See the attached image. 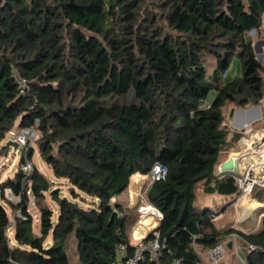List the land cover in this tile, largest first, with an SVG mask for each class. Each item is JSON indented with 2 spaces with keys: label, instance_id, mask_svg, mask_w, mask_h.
Returning <instances> with one entry per match:
<instances>
[{
  "label": "trees",
  "instance_id": "obj_1",
  "mask_svg": "<svg viewBox=\"0 0 264 264\" xmlns=\"http://www.w3.org/2000/svg\"><path fill=\"white\" fill-rule=\"evenodd\" d=\"M263 16L264 0H0V143L38 119V153L69 194L61 197L60 184L54 190L35 166L0 184V264H72L71 244L76 264H112L120 245L131 255L138 213L113 198L155 163L167 173L144 198L162 214L156 230L165 248L143 264H199L195 246L211 249L231 234L254 247L247 264H264V188L250 195L263 204L251 235L216 228V209L196 193L239 195L233 177L215 176L214 166L240 137L223 107L264 101V64L249 35ZM234 56L240 74L225 80ZM17 78L26 80L23 94ZM2 202L24 215L14 221L12 245Z\"/></svg>",
  "mask_w": 264,
  "mask_h": 264
},
{
  "label": "built area",
  "instance_id": "obj_2",
  "mask_svg": "<svg viewBox=\"0 0 264 264\" xmlns=\"http://www.w3.org/2000/svg\"><path fill=\"white\" fill-rule=\"evenodd\" d=\"M222 77H226V71L222 73ZM17 86L20 94L24 93L26 87V80L24 78H17ZM200 108L209 109L210 104L206 101L200 103ZM240 132L238 140L239 150L235 153L234 157L229 159L233 165L231 169H222L219 167L217 174L222 177L225 173H230L235 180L237 188L239 190L240 197H249L255 187L264 188V125L251 124L244 127ZM41 132L39 130V120L34 119L30 126L10 129L6 136L9 140L15 142L18 145L17 151L20 152L23 158V163L19 166V170L24 174H29L32 171L33 165L26 158V153L30 147L35 144L40 137ZM16 152V151H15ZM167 173V169L164 165L155 163L152 165L148 178V185L159 181ZM28 189L26 194L30 193V183L27 184ZM148 187V186H147ZM147 189V188H146ZM11 194L15 202L18 201L19 196H13L9 189H6ZM141 202V203H139ZM135 206L139 223L145 218H149L151 226L144 236L135 239L134 234L130 235V244L133 247V253L129 256L125 254V246L120 245L117 251V257L112 264H143L146 259H156L162 250H164V244L160 241V236L156 230L159 222L162 220V214L150 205L147 201H139ZM35 206L34 202L29 201L27 204V211L29 207ZM263 216V213H261ZM15 219H24V215L21 211L13 213V225ZM149 235V237H146ZM231 237H237L231 234ZM225 246L222 243L216 244L213 248L203 251V257L208 264H221L222 259L226 255ZM254 247L248 246L247 251H252ZM241 253V254H240ZM236 253V257L239 259V264H247L245 254L240 252ZM182 260L175 258L171 264H181Z\"/></svg>",
  "mask_w": 264,
  "mask_h": 264
},
{
  "label": "rangeland",
  "instance_id": "obj_3",
  "mask_svg": "<svg viewBox=\"0 0 264 264\" xmlns=\"http://www.w3.org/2000/svg\"><path fill=\"white\" fill-rule=\"evenodd\" d=\"M262 22L264 23V16H263ZM258 61L259 62L261 61L260 63L264 64L263 57H261V59ZM211 71H212V68L208 67L207 73H210ZM227 71H228L227 80L232 79L240 74L239 61L235 56L230 59L229 67ZM212 98H213V93H210L209 99H212ZM249 107L250 106H248L247 108ZM260 109H261L260 120L255 121L253 124L264 125V106H261ZM226 125L230 129H234L233 126L230 124V122L226 121ZM8 140H9L8 137L5 136L4 140L0 143V183L5 181L7 178H10V179L13 178L14 174L19 170V166L22 164V162L20 161L22 158V155L20 154V152L19 151L14 152L11 148H7L5 146V143ZM30 148H32V151H33L32 157L30 159V162L32 163V165L35 166L37 170L46 177V179H48L49 181L52 180L56 182L53 184V186L55 187L54 190L57 188L58 184H60V188H61L60 196L61 197H64V196L69 197L66 182L54 179L50 167L41 159L38 153V150H37L36 143L33 144ZM238 150H239V146L237 142L235 149H233V151L237 152ZM148 183L149 181L147 178L145 189L147 188V186H149ZM5 190H4V196L9 201L15 202L11 194ZM196 193L202 199L204 198V200H206V202L208 203H209V200H212L211 204L208 207L211 209H216L217 216L214 219V223L216 225V228H218L219 230L225 231L227 229H234L246 235L247 234L251 235V234H255L259 232L261 228V220H262L261 213L263 211L262 203L258 202L260 204L259 208L257 207L256 209H254L243 220L242 219L243 210L241 209V205L244 202V200L247 199L251 201H256V200H253L250 196L246 198L240 197L239 195H236L232 198H225V197H220V196H217V197L216 196H205V195H201L199 187L196 188ZM46 195H47L46 203L48 204L49 208L53 211L54 213L53 220H55L56 214H57V205L49 199L48 194ZM262 198H264V194L262 195ZM85 199L87 200V202H89V198L85 197ZM29 201L33 202L34 199L31 198L29 199ZM143 201H146V200L144 199ZM2 205L5 208L7 216H8L10 225L7 230V236L10 240V245H12L13 244V241H12L13 240V226H14L13 225V213H12L11 207H9L6 202H2ZM29 213L32 217V224H31L32 233L38 236L39 235V214L36 210V206L29 207ZM49 242L50 241L48 240L46 244H49ZM221 243L226 248L225 249L226 255L222 259L221 264H239L240 262H239V259L236 257V253L242 252L245 255L247 253V249H246L247 246L245 242H243V240L240 241V239L237 237L234 238V237H231V235H228L225 238H223V241ZM228 243H230L231 245L230 248L227 247ZM72 246L73 244L69 246L68 253L71 257V263L76 264V258H75V255L73 252L74 250ZM195 250L199 258L201 259V262L199 264H208L203 257L204 250H200L199 247L197 246H195Z\"/></svg>",
  "mask_w": 264,
  "mask_h": 264
},
{
  "label": "crops",
  "instance_id": "obj_4",
  "mask_svg": "<svg viewBox=\"0 0 264 264\" xmlns=\"http://www.w3.org/2000/svg\"><path fill=\"white\" fill-rule=\"evenodd\" d=\"M263 24L264 23L262 22L261 26L259 27V29L257 31L254 30V32L250 31V33H249V35H250V37L252 39V46H253V49H254V53H255V50H256V56L259 57V59H261V57L264 58V25ZM223 78L225 80H227V78H228V71L227 70H226V77H223ZM208 100H211V99H208ZM261 106H264V101H262L260 103V107ZM224 107L225 108H223V114H224L225 119L227 121V117H228L229 111L234 106L226 105ZM234 108H236V107H234ZM239 120H241L240 116L238 117V119H236L235 123L237 124L239 122ZM235 153H236V151H233L232 148H229V149L224 150V151L219 153L218 158H217V162H216V164L214 166V175L215 176L219 177L218 175H216L217 174V170H219V167H221V165H223L224 163L228 162L229 159L233 158ZM225 175H231V174L230 173L223 174V176H225ZM50 181L52 183H56V182H54L52 180H50ZM146 181H147V175H140V174L133 175L131 177V179H130V185L127 188V190L125 192H123L121 195H119L118 197L113 198V201H118L124 207L129 208V209L135 208V206L137 205V203L139 201L145 199L143 192L146 190L145 189ZM132 188L134 189L133 192H131ZM137 188H139V189L136 190ZM210 196H216L217 197L218 195H210ZM220 197L232 198V196H220ZM199 199H200V201L203 204H205L207 206H209L211 204V201H212V200H209V203H208V202H206V200H204V198L202 199L201 197H199ZM145 221H147V222H145ZM151 222L152 221L149 218H145V219L141 220L139 223L136 221V223L130 229V235L134 234V233H137L138 237L144 236L147 233L149 227L151 226Z\"/></svg>",
  "mask_w": 264,
  "mask_h": 264
},
{
  "label": "water",
  "instance_id": "obj_5",
  "mask_svg": "<svg viewBox=\"0 0 264 264\" xmlns=\"http://www.w3.org/2000/svg\"><path fill=\"white\" fill-rule=\"evenodd\" d=\"M251 32H254V30H252ZM256 50H255V58H256ZM257 60H260L259 57H257ZM241 117V120H239V123H235L236 119H238V117ZM261 117V109L260 106H250L247 109H241V108H234L232 107L229 111L228 117H227V121L230 122V124L233 126V128L237 131H242L244 129V127L249 126L251 124H253L255 121L260 120ZM5 146L7 148H11L14 152L17 151L18 149V145L11 141L8 140L5 143ZM29 152H32V148L29 149ZM232 161H228L226 163H224L223 165H221L222 169H231L232 168ZM230 243L227 244V247H230Z\"/></svg>",
  "mask_w": 264,
  "mask_h": 264
},
{
  "label": "bare ground",
  "instance_id": "obj_6",
  "mask_svg": "<svg viewBox=\"0 0 264 264\" xmlns=\"http://www.w3.org/2000/svg\"><path fill=\"white\" fill-rule=\"evenodd\" d=\"M239 123V122H238ZM139 186V185H138ZM139 188H137L136 190H138ZM134 189H131V192H133ZM138 192V191H137ZM259 203L256 201H251V200H247L245 199L244 202L241 205V209L243 210V216L242 219H244L246 216H248L254 209H256L257 207L259 208ZM243 221V220H242ZM147 222V221H145ZM143 224V223H142ZM134 237L135 239H138V234L134 233Z\"/></svg>",
  "mask_w": 264,
  "mask_h": 264
}]
</instances>
